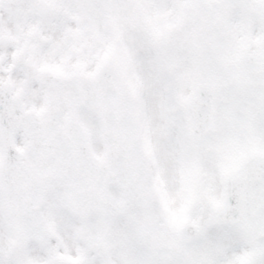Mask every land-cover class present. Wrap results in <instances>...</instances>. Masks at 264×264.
Segmentation results:
<instances>
[{"label": "snow or ice", "instance_id": "snow-or-ice-1", "mask_svg": "<svg viewBox=\"0 0 264 264\" xmlns=\"http://www.w3.org/2000/svg\"><path fill=\"white\" fill-rule=\"evenodd\" d=\"M0 264H264V0H0Z\"/></svg>", "mask_w": 264, "mask_h": 264}]
</instances>
